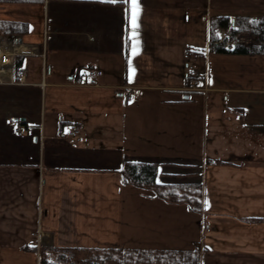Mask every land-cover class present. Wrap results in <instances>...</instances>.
<instances>
[{
  "label": "crops",
  "instance_id": "0c3cea01",
  "mask_svg": "<svg viewBox=\"0 0 264 264\" xmlns=\"http://www.w3.org/2000/svg\"><path fill=\"white\" fill-rule=\"evenodd\" d=\"M137 8L133 29L131 0L0 1V20L29 28L0 33L27 58L24 81L16 55L0 80V264L121 242L167 264H264V54L210 51L215 19H258L264 0ZM129 160L165 163L163 185L200 168L201 211L125 182Z\"/></svg>",
  "mask_w": 264,
  "mask_h": 264
},
{
  "label": "trees",
  "instance_id": "16d2710c",
  "mask_svg": "<svg viewBox=\"0 0 264 264\" xmlns=\"http://www.w3.org/2000/svg\"><path fill=\"white\" fill-rule=\"evenodd\" d=\"M213 24L222 27H230L232 35L244 31L251 32L255 38L252 42L238 44L234 48H227L216 43L218 37L213 27L210 51L231 54H264V16L258 19L250 16H239L234 26H232L229 17L215 19ZM28 29V24L26 22L0 20V33L2 34L24 33L27 32ZM21 64L22 55H19L16 58V70L20 68ZM163 164L165 163L150 160H129L125 161L121 172L123 173L124 181L127 183L141 188L151 189L157 196L163 197L171 202H184L192 211H201L202 198L196 197L195 190L202 189V182L181 181L163 185L158 181L161 165ZM49 251L50 252H45V254L41 256V264H106L104 259L101 258H99L100 260L98 258L76 259L74 254L75 249L72 247H52ZM191 263L198 264L196 258H194ZM128 264H138V262L136 260Z\"/></svg>",
  "mask_w": 264,
  "mask_h": 264
},
{
  "label": "rangeland",
  "instance_id": "374dc122",
  "mask_svg": "<svg viewBox=\"0 0 264 264\" xmlns=\"http://www.w3.org/2000/svg\"><path fill=\"white\" fill-rule=\"evenodd\" d=\"M262 17V16H261ZM242 33V32H241ZM243 39V43H249L254 41V35L251 32L244 31L241 35ZM22 60L25 62L27 60L26 57H22ZM166 163H170V161H166ZM197 171V174H196ZM194 173H190L188 177L182 178L183 181H202V175L200 174V168H198ZM195 195L197 198H202L203 196V188L195 190ZM136 243V242H135ZM137 245L143 242H137ZM135 245V246H137ZM144 244H141L140 247H134L130 245V243H119V245L111 246L110 248H105L102 251V255H95V251L90 252V256H85V251L81 252L79 249L74 253L76 259H95L101 258L104 259L106 264H128L132 261L138 262V264L148 263V264H167L170 256L172 254H159V253H151L148 251H144ZM118 253V254H115ZM113 256V257H112ZM173 256V255H172ZM100 260V259H99ZM167 261V262H166ZM197 261V259H196ZM198 263V262H197Z\"/></svg>",
  "mask_w": 264,
  "mask_h": 264
},
{
  "label": "built area",
  "instance_id": "2783aa9c",
  "mask_svg": "<svg viewBox=\"0 0 264 264\" xmlns=\"http://www.w3.org/2000/svg\"><path fill=\"white\" fill-rule=\"evenodd\" d=\"M241 35L242 33L232 36L229 29L221 28L219 30V38L216 43L223 45L227 48H234L236 45L243 43ZM15 55L16 57L19 56L18 52H14L11 49L6 48V46H4L2 43H0V80H4L6 77L3 74H7V71L9 72V70L13 68L12 62ZM25 72V68L21 65L20 68L16 70L18 79L13 77L11 81H24ZM102 73V70L94 66H85L80 69V74L90 81L97 79ZM189 77L191 79L192 84L195 86H198L200 84V81L202 80L197 70L195 69H192L189 72ZM17 131L21 132L20 127H17ZM80 132L81 129L77 125L71 124L68 126L69 135H78L80 134Z\"/></svg>",
  "mask_w": 264,
  "mask_h": 264
},
{
  "label": "snow or ice",
  "instance_id": "6c2138e0",
  "mask_svg": "<svg viewBox=\"0 0 264 264\" xmlns=\"http://www.w3.org/2000/svg\"><path fill=\"white\" fill-rule=\"evenodd\" d=\"M111 2L115 3L116 0H111ZM125 2H127V0H125ZM131 3H132V8H133L131 22H132L133 29H135L138 26L136 23L137 16H138L137 0H131ZM133 35H135V33H133ZM133 74H134V70H133Z\"/></svg>",
  "mask_w": 264,
  "mask_h": 264
},
{
  "label": "water",
  "instance_id": "95a60500",
  "mask_svg": "<svg viewBox=\"0 0 264 264\" xmlns=\"http://www.w3.org/2000/svg\"><path fill=\"white\" fill-rule=\"evenodd\" d=\"M235 21V19H233V22ZM186 97H188V95H186Z\"/></svg>",
  "mask_w": 264,
  "mask_h": 264
}]
</instances>
